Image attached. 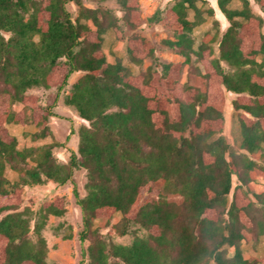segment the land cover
<instances>
[{"label":"trees","instance_id":"obj_1","mask_svg":"<svg viewBox=\"0 0 264 264\" xmlns=\"http://www.w3.org/2000/svg\"><path fill=\"white\" fill-rule=\"evenodd\" d=\"M70 1L0 0V264H49L42 230L49 215L65 213V200L44 202L32 225L29 209L19 210L23 188L46 179L73 181L81 167L87 194L76 186L74 193L82 210L80 238L89 241L88 264L262 262L246 256L242 243L264 236V187L254 185L264 180V16L249 8V0L242 9L217 0L230 25L221 38L208 34L194 48L188 34L205 20L198 2L207 0H175L165 16L152 18L176 34L165 43L179 47L185 59L134 73L122 61H108L103 43L112 28L127 40L135 63L154 54L152 42L134 31L142 23L140 1L117 0L122 17L79 1L73 16ZM255 1L264 10V0ZM120 20L134 32L127 35ZM78 71L64 97L88 122L78 149L60 163L53 153L60 143H54L32 157L34 166H25L28 154L8 124L30 121L36 137L50 135L53 103L41 104L30 90L60 91ZM228 92L236 94L232 105L245 152L218 136ZM7 167L21 175L9 179ZM117 215L116 234L138 225L145 236L130 244L108 239L101 230Z\"/></svg>","mask_w":264,"mask_h":264},{"label":"rangeland","instance_id":"obj_2","mask_svg":"<svg viewBox=\"0 0 264 264\" xmlns=\"http://www.w3.org/2000/svg\"><path fill=\"white\" fill-rule=\"evenodd\" d=\"M79 1L88 7H105L111 9L118 17H122L123 12L117 0H105L96 2L93 0H72L67 4L69 11L73 16L78 15ZM141 3L142 23L135 32L143 35L155 47L154 54L146 57L142 63H135L127 53V40H119L112 28L107 29L104 33L103 49L107 59L110 62L122 61L132 72H145L149 67L161 70L164 62L183 61L185 57L179 47H170L165 40H176V34L164 24L163 20H154L152 17L158 12L161 17L165 16L166 9L174 4L175 0H139ZM217 0H207L206 2H198L201 7L204 21L197 25L189 36L194 41V48H197L201 40L209 35H217L219 38L223 35L226 28L230 25V21L220 10ZM249 8L255 13L264 16V10L255 0H249ZM246 6L244 0H232L231 8L242 9ZM214 9L213 14H209L208 9ZM189 18L194 17V10H189ZM241 20V18H239ZM127 35L134 32L123 24ZM213 46L217 48L218 43L214 42ZM229 71L233 68L226 64ZM82 72H75L69 79V85L60 91L56 87L43 88L35 87L30 90L39 98L41 104L53 103V115L49 117V127L51 134L46 137H36L37 127L30 121L25 123H10L9 130L17 136L18 148L28 154V163L25 166H34L36 163L32 160L36 155L40 154L44 147L60 143L53 147L54 156L60 163H66L70 158V149L77 150L80 141V129L83 125L88 124L80 116L78 111L64 102V97L71 88V84L77 79ZM236 94L228 92L227 101L224 107L225 128L219 135L223 136L230 146L237 151H244L241 148V130L237 119V113L232 105V99ZM15 110H20L23 105L17 102ZM6 176L9 179L16 180L21 173L14 171L10 167L6 168ZM73 181L68 180L64 184H60L55 180L46 179V181L37 184H29L24 186L22 192V201L19 210L29 209V216L32 219V225L38 217V209L47 201H53L58 197L65 200L66 211L61 216L49 215V218L42 230L43 236L47 243V261L49 264H88L87 246L89 241H82L80 233L83 229L82 210L78 205L77 198L74 193L76 186L79 194L85 196L87 194V170L85 168H75L73 171ZM236 185V177H233V186ZM257 190L264 187L263 178L259 177L254 183ZM117 215L111 224L103 228L101 232L113 242L121 244H130L134 238L145 236L146 230L138 225H133L124 235H118L112 228V225L119 220ZM242 247L246 256H257L264 264V236L257 241H244ZM233 251L230 250V254Z\"/></svg>","mask_w":264,"mask_h":264}]
</instances>
